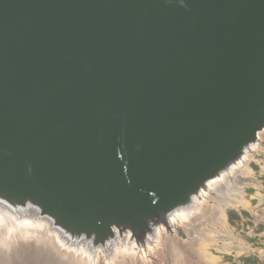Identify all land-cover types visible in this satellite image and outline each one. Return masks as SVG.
<instances>
[{"label": "water", "instance_id": "95a60500", "mask_svg": "<svg viewBox=\"0 0 264 264\" xmlns=\"http://www.w3.org/2000/svg\"><path fill=\"white\" fill-rule=\"evenodd\" d=\"M263 131L264 0H0V221L147 261Z\"/></svg>", "mask_w": 264, "mask_h": 264}, {"label": "bare ground", "instance_id": "6f19581e", "mask_svg": "<svg viewBox=\"0 0 264 264\" xmlns=\"http://www.w3.org/2000/svg\"><path fill=\"white\" fill-rule=\"evenodd\" d=\"M258 137L260 138L261 135L259 134ZM257 148L258 144L248 146L243 150L241 163L230 165L218 177L209 179L210 190H199L197 196H194L189 204L178 206L172 214H168L172 229L178 230L189 238V242L187 241L182 249H189L194 256L197 241L202 237L205 229L204 225H210L217 219L221 205L228 201L229 196L236 198L238 195L237 201L241 200L243 191L238 190L236 185L238 180H246L249 162L257 152ZM12 220L0 221V246L9 245L18 239L31 241L35 245L33 247H36L33 251L43 264H116L124 263L123 260L127 264H143L144 262L145 252H142L139 246L130 243L133 241L129 239V235L115 236L119 243L116 246L113 245L112 250L107 254L104 249L96 250L90 239L76 236L68 238L61 231L52 229L42 219L32 217ZM168 246L171 249H177L178 256L181 255L175 242L168 243ZM40 249L45 253L40 252ZM151 250L149 248L147 252ZM41 255L46 256L45 261L42 260ZM170 263H177L172 255L171 260L164 261L163 264Z\"/></svg>", "mask_w": 264, "mask_h": 264}, {"label": "rangeland", "instance_id": "374dc122", "mask_svg": "<svg viewBox=\"0 0 264 264\" xmlns=\"http://www.w3.org/2000/svg\"><path fill=\"white\" fill-rule=\"evenodd\" d=\"M260 135L246 180H238L236 185L243 191L241 200L237 201L238 195L236 198L229 196L228 201L221 205L217 219L210 225H204L195 255L189 249H182L189 238L180 233L168 242L161 241L155 255L144 260L143 264H163L171 260V255L176 264H249L254 256L264 261V131ZM173 242L181 255L178 256L177 249L169 248L168 243ZM33 245L31 241L18 239L0 246V264H43L33 251L36 248ZM45 255H41L43 261Z\"/></svg>", "mask_w": 264, "mask_h": 264}, {"label": "crops", "instance_id": "0c3cea01", "mask_svg": "<svg viewBox=\"0 0 264 264\" xmlns=\"http://www.w3.org/2000/svg\"><path fill=\"white\" fill-rule=\"evenodd\" d=\"M243 199V198H242ZM258 235V234H256ZM256 238V237H255ZM255 257V256H254ZM252 257L249 261V264H264V261H262L261 259L258 258H254Z\"/></svg>", "mask_w": 264, "mask_h": 264}]
</instances>
